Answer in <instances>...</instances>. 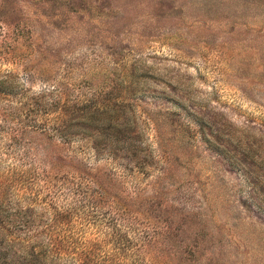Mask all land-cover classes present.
Instances as JSON below:
<instances>
[{
	"label": "rangeland",
	"instance_id": "374dc122",
	"mask_svg": "<svg viewBox=\"0 0 264 264\" xmlns=\"http://www.w3.org/2000/svg\"><path fill=\"white\" fill-rule=\"evenodd\" d=\"M0 77L25 234L83 264H264V0H0ZM44 92L122 103L144 171L58 140Z\"/></svg>",
	"mask_w": 264,
	"mask_h": 264
},
{
	"label": "trees",
	"instance_id": "16d2710c",
	"mask_svg": "<svg viewBox=\"0 0 264 264\" xmlns=\"http://www.w3.org/2000/svg\"><path fill=\"white\" fill-rule=\"evenodd\" d=\"M7 76L14 77L12 74ZM7 82L0 77V93L14 94V88L8 86ZM38 95L34 105L44 107V113L48 116L55 111L52 132L58 140L72 142L91 139L98 154L114 160L119 159L122 151H125L132 162L130 167L144 171L152 151L145 145L142 133L133 128L135 115L122 112V103L119 109L118 103L110 107L107 103L98 102L97 97L89 96L83 100L57 99L49 104L47 98L50 92ZM48 123L46 127H49ZM133 131L135 135H132ZM31 217L30 209L12 208L0 198V264H83L73 257H66L70 259L69 262L65 260L57 252L58 245L47 242L43 236L25 234L32 227Z\"/></svg>",
	"mask_w": 264,
	"mask_h": 264
}]
</instances>
